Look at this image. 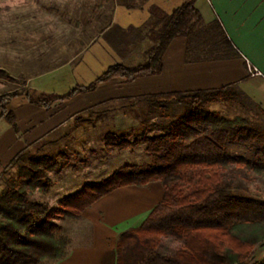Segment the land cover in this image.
<instances>
[{
  "label": "crops",
  "instance_id": "crops-1",
  "mask_svg": "<svg viewBox=\"0 0 264 264\" xmlns=\"http://www.w3.org/2000/svg\"><path fill=\"white\" fill-rule=\"evenodd\" d=\"M114 1L113 5L98 0L101 14L96 16L97 21L106 17V29L92 34V8L84 25L86 40L78 42L79 49L71 48L61 62L45 69H39L35 62L31 71L21 64L14 69L4 65L16 81L0 78V95L26 87L62 94L92 83L114 64L142 63L156 44L154 31L160 25L146 26L152 7L170 15L184 2L127 0L132 2L129 6ZM196 6L203 23L191 37L179 36L171 41L158 74L139 76L130 82L114 77L92 91L58 100L51 107L34 104L25 94L11 98L7 108L15 114L16 127L0 117V173L34 149L39 153L50 144L67 142L78 160L62 164L60 158L66 152L59 147L55 153L61 166L52 175L65 177L59 184L65 193L58 195L54 205L86 183L107 178L121 166L151 162L145 146L137 144L124 150L129 149L131 155L147 153L143 163L111 165L109 161L122 154L107 147L105 137L109 132L128 140L161 135L183 112V106L168 99L170 95L232 87L233 92H243L252 103L239 97L226 101L242 105L248 113L249 108L260 106L264 113V0H197ZM217 28L231 41L229 53L216 44L213 32ZM249 65L262 74H251ZM152 96L166 99L151 101ZM226 101L213 102L209 108ZM229 150L232 152V145ZM49 178L52 191L56 183L51 175ZM163 196L160 180L145 186H124L100 198L80 215L62 221L64 231L71 235L70 252L54 264H117L119 234L141 225Z\"/></svg>",
  "mask_w": 264,
  "mask_h": 264
},
{
  "label": "trees",
  "instance_id": "trees-1",
  "mask_svg": "<svg viewBox=\"0 0 264 264\" xmlns=\"http://www.w3.org/2000/svg\"><path fill=\"white\" fill-rule=\"evenodd\" d=\"M118 2L132 5L127 0ZM196 2L184 0L170 15L152 7L146 26L160 25L154 31L156 44L142 63L114 64L92 83L62 94L26 87L0 95V117L16 127L15 114L7 103L17 95L25 94L32 103L51 107L58 100L92 91L114 77L130 82L160 73L171 41L179 36L191 37L203 23ZM105 3L114 5L115 1ZM97 4L95 0L90 20L94 35L108 24L106 17L97 21L96 16L101 14ZM213 33L216 44L231 51L227 36L218 28ZM0 77L11 76L0 68ZM234 92L228 87L168 96L183 106V112L159 136L128 140L107 133V147L124 150L143 144L152 161L121 166L101 181L86 183L57 204L31 199L37 193L51 191L49 174L59 165L55 157L33 156L28 165L18 168L16 178L6 170V185L0 190V264H54L64 259L70 252L71 235L64 231L62 221L80 215L117 188L145 186L154 180L163 184V199L141 225L119 234L117 264H249L256 249L264 245V198L248 192L242 182L231 180V172L246 167L264 175V119L260 117L264 113L257 106L249 108L247 116L227 117L209 108L213 102L234 101L237 97L252 103L243 92ZM230 145L245 148L251 155L231 152ZM170 240L182 244L173 246ZM257 264H264V257Z\"/></svg>",
  "mask_w": 264,
  "mask_h": 264
},
{
  "label": "rangeland",
  "instance_id": "rangeland-1",
  "mask_svg": "<svg viewBox=\"0 0 264 264\" xmlns=\"http://www.w3.org/2000/svg\"><path fill=\"white\" fill-rule=\"evenodd\" d=\"M94 2L95 0H0V68H4L3 66L6 65L14 69L21 64L24 69L31 71L35 62H38L41 67L39 69H45L50 67L51 64L61 62L69 55L71 48L74 50L79 49L78 42L86 40L84 25L89 18ZM221 46L224 52H230V49L225 50L222 44ZM8 73L11 77L4 79L15 82L16 79L11 75L10 71ZM17 82L20 81L18 80ZM210 109H215L217 110L216 112L228 117L236 115L247 116L250 114L242 105L231 101H226V104H221V106L215 105ZM260 117L264 119L262 114H260ZM142 145L140 144V146ZM68 146L67 142L64 145L58 143L56 146L50 144L39 153L34 149L16 160L8 168L9 174H7L16 178L20 166L28 165L33 156H42L44 154L53 156L58 160V170L61 163L55 153L59 147H62L66 152L60 158L62 164L74 163L78 160V157L71 153L73 148L69 149ZM128 150H117L116 152H120L122 155L109 161L110 164L143 163L147 158V153L131 155ZM232 151L245 156L251 155L248 150L237 145H232ZM92 158L96 159L94 156ZM50 175L52 181L56 183L55 188L50 194H35L32 196V200L48 201L53 204L58 195L65 193L59 189V184L65 177L58 174L52 175V172ZM6 178L8 177H5L4 172H1L0 190L5 187ZM232 178L242 182L251 194L264 198V175L257 174L246 167H236L231 172V180ZM170 241L173 246L182 244L178 240ZM263 257L264 245H261L256 249L254 257L249 264H257Z\"/></svg>",
  "mask_w": 264,
  "mask_h": 264
},
{
  "label": "built area",
  "instance_id": "built-area-1",
  "mask_svg": "<svg viewBox=\"0 0 264 264\" xmlns=\"http://www.w3.org/2000/svg\"><path fill=\"white\" fill-rule=\"evenodd\" d=\"M249 71L253 75H260V74H262V72L258 68L253 67L251 65H249Z\"/></svg>",
  "mask_w": 264,
  "mask_h": 264
}]
</instances>
